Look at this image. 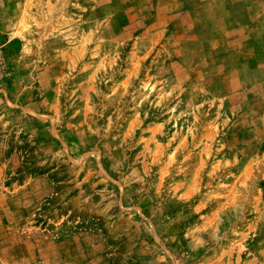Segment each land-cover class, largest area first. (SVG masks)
I'll use <instances>...</instances> for the list:
<instances>
[{
    "label": "rangeland",
    "instance_id": "obj_1",
    "mask_svg": "<svg viewBox=\"0 0 264 264\" xmlns=\"http://www.w3.org/2000/svg\"><path fill=\"white\" fill-rule=\"evenodd\" d=\"M0 264H264V0H0Z\"/></svg>",
    "mask_w": 264,
    "mask_h": 264
}]
</instances>
